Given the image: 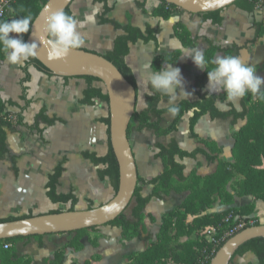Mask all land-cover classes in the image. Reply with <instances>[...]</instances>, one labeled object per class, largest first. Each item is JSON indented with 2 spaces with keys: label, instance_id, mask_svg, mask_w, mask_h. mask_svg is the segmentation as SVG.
I'll return each mask as SVG.
<instances>
[{
  "label": "crops",
  "instance_id": "obj_1",
  "mask_svg": "<svg viewBox=\"0 0 264 264\" xmlns=\"http://www.w3.org/2000/svg\"><path fill=\"white\" fill-rule=\"evenodd\" d=\"M106 4L111 8L106 18L122 26L131 24L143 32L147 27L161 29L158 44L139 41L130 46V53L125 58L137 84V112L144 111L148 106V98L154 96L145 77L161 70L165 65L180 68L184 90L191 93L186 96L177 88L175 106L185 100L196 102L199 100L198 93H202L217 97L216 106L222 112L229 111L231 105L238 112L242 111L243 97L230 101L223 91L209 92L208 77H204L206 68L199 69L188 56L193 54L194 49L203 50L205 54L210 48H218L213 60L218 54L235 55L242 62L255 65L257 74L264 77V27H259L264 23V6L248 11L232 5L222 10V24L215 25L203 16L187 12H175L170 18L164 19L156 15V11L162 7L159 0H106ZM138 4H144L145 9ZM104 9V3H96L94 0L73 2L71 14L83 22V27L79 30L85 43L80 49L106 55L113 51L115 39L124 34L111 25L100 24ZM11 12L13 13V9ZM13 18L14 16L10 20ZM177 24L183 25L190 33V46L184 47L177 38ZM14 34L16 33L11 36L14 37ZM16 37L19 38L18 34ZM227 51L232 53L227 54ZM174 52L181 53L175 62H156L158 58L163 60ZM28 63L29 59L13 64L8 62L7 56L0 62V101L13 103L6 108L10 118V125L5 127L8 153L0 154V219L71 211V202L54 203L47 195L49 177L59 165H63L64 172L57 193L74 195L78 199L75 211H87L108 203L115 192L110 179L100 177V172L106 166L95 165L85 157L86 154H92L97 158H104L109 153V127L105 122L110 117L108 104L98 99H94V105L82 103L88 89L85 79L50 75ZM93 87L101 88L100 83H94ZM158 109H169V100L162 99ZM41 114L53 120L54 124L38 125ZM193 114V111L188 112L179 122L178 131L166 137L158 138L150 129L139 131L138 124L131 129L130 145L139 178L144 180L138 184L143 197H148L154 189L146 182L164 170L162 161L155 157L159 152L158 145L168 147L175 141L181 149L188 152L203 147L191 138L190 119ZM18 117L21 118V124L18 123ZM174 119L175 114L165 113L162 116V128L170 127ZM244 125L245 121H238L234 125L231 118L212 119L210 115H206L198 121L195 132L203 140L216 142L220 150V161L232 163L234 135ZM176 161L185 165L184 175L187 178L194 173L206 177L217 169V163L208 164L203 156L184 160L176 157ZM229 189L235 194L233 188ZM184 198L185 195L176 194L165 196L162 200L153 198L143 212L146 231L142 234V239L126 240L121 229L106 225L96 231L99 234L97 249L89 248L91 250L88 251L86 247L83 250L68 248L76 235L58 234L19 241L14 257L31 258L32 264H49L58 250L67 247L64 264H136L130 257L143 253L156 242L164 216L175 210ZM250 204L256 207L252 217L263 218L264 203L252 196L236 197L234 204L230 206L218 201L207 214ZM96 255L101 257L100 261L93 260ZM231 264H259V261L250 252L243 257H236Z\"/></svg>",
  "mask_w": 264,
  "mask_h": 264
},
{
  "label": "trees",
  "instance_id": "obj_2",
  "mask_svg": "<svg viewBox=\"0 0 264 264\" xmlns=\"http://www.w3.org/2000/svg\"><path fill=\"white\" fill-rule=\"evenodd\" d=\"M162 7L156 11V15L168 19L175 12H185L176 6L170 5L164 0H159ZM48 0H17L13 4L12 10H9L4 18L0 19V22L10 21V18L20 19L31 15L32 24L38 17L43 7L47 4ZM94 2L104 3V13L100 17L101 25H111L116 31H122L124 34L118 36L114 42L113 51L104 55V57L112 62L123 74L129 83H131L137 90V84L132 73V70L127 66L125 62L126 56L130 53V46L135 45L139 41L145 43L154 42L158 44V35L161 32L160 28L153 29L147 27L143 32L141 29L134 27L131 24L122 26L116 21L109 20L106 16L111 12V8L107 7L106 0H94ZM259 0H238L234 5L240 6L248 11H253L257 8ZM140 8L145 9V5L138 4ZM69 15L71 14L70 7L65 11ZM221 12L201 14L205 20H211L215 25H221L223 18ZM260 29L264 27V23L259 25ZM31 28V25H30ZM28 33L21 34L22 39L26 42L29 36ZM12 33H10L11 36ZM175 34L177 38L182 42L184 47H188L192 44L191 35L188 30L181 24L175 26ZM80 49V48H79ZM215 51H219L218 48H210L205 53V58L208 61L206 65V71L204 77H207V71L211 70L214 66L211 61ZM227 54H231L232 51H227ZM180 52H174L163 60L158 58L157 63L175 62ZM7 54L0 45V62L4 61ZM30 65H36L40 70L53 75L48 72L40 62L34 57L29 58ZM157 68V65H156ZM29 77H27V80ZM88 83V89L85 93L83 104L94 105V99H98L104 103H109L108 95L104 93L103 89L93 87L94 83H101L100 80L93 77H83ZM154 92V96L148 98V106L142 112L135 113L129 128V134L131 129L138 124V130L144 129L153 130L158 138L166 137L172 133L178 131V124L181 119L190 111H193V117L190 119V132L191 138L203 147H198L192 152L181 149L178 144L173 141L168 147L158 145V154L156 159L161 160L164 166L163 172L157 177L153 178L146 183L154 187L152 194L148 197L141 195V188L137 187L134 202L135 206L132 209V219L126 217L125 214L121 215L118 219L108 224L122 230V236L126 240L133 238L140 239L143 232V212L146 206L153 198L162 200L164 196L169 195H185L183 202L172 212L166 214L163 219L160 232L157 235V240L143 253L134 254L130 257L136 264H198L204 256H209L206 264H210L219 249L231 238L224 240L216 249V252H212L210 245L202 236V231L207 228H219L224 225V220L232 215L234 218L246 219L249 222L255 213L256 207L254 204L247 205L241 208H231L227 211L217 212L215 214H207V212L214 208L215 204L219 201L223 205H233L236 197L252 196L256 200L264 203V98H261V94H264V86H262L261 94L252 95L247 93L241 100L242 111L238 112L233 105L230 106V110L227 112L220 111L216 106L217 97H210L206 94L198 93L199 100L196 102L182 101L177 107L178 113L175 114L173 123L167 129H163L162 116L169 112V109L159 110L158 104L163 100H169L167 95H161L159 92ZM7 105L12 106L13 103H3L0 101V154L4 155L8 153V147L6 143V131L5 127L10 125V118L6 113ZM210 115L212 119H232V124L236 125L238 121H245V125L234 135V148H233V162L227 163L219 160V148L216 142L206 141L201 139L195 132V127L198 121L206 116ZM109 127L110 135V117L105 120ZM18 123L21 122V118L18 117ZM40 123L46 125H53L54 121L50 120L44 114H41L38 118V125ZM109 153L104 158H97L96 155L86 154L85 157L91 160L95 165H105L106 169L100 172L101 179L109 178L112 188L115 194L119 188V167L113 153L111 143L109 140ZM198 156L206 158L208 164H216V171L206 177H200L197 174H192L190 177H185L184 171L185 165H182L176 161V157L181 160L184 159H197ZM64 172L63 165H59L54 173L50 175L48 188V197L54 203H72L71 211H75V206L78 204V199L70 195H59L57 189L59 186L60 178ZM144 180L139 178V184ZM233 188L235 194H232L229 188ZM60 212L55 211L51 214H58ZM33 215L26 217H10L7 219H0V223L13 222L18 220H24L32 218ZM233 223V222H232ZM259 222L255 225L248 224L244 229L251 226H259ZM222 229V231H224ZM243 229V230H244ZM98 228H92L87 230H81L75 232L76 237L68 244V248L75 250H82L83 239L87 232L96 233ZM242 231V230H241ZM221 232V231H220ZM240 232V231H239ZM237 232L236 234H238ZM73 234V233H71ZM234 234L233 236H235ZM223 235L221 232L220 236ZM232 236V237H233ZM44 236H35L34 238H43ZM33 238V237H28ZM27 239L25 237L9 239L6 241H0V264H32L31 258L14 257V251L12 249L6 250L4 248V242L17 243L21 240ZM93 243L97 244L95 240ZM58 250L53 260L49 264H64L66 248ZM253 253L257 257L259 264H264V239H255L240 248L236 257H243L247 253ZM233 259V260H234ZM232 260V262H233ZM90 264V263H86Z\"/></svg>",
  "mask_w": 264,
  "mask_h": 264
},
{
  "label": "water",
  "instance_id": "obj_3",
  "mask_svg": "<svg viewBox=\"0 0 264 264\" xmlns=\"http://www.w3.org/2000/svg\"><path fill=\"white\" fill-rule=\"evenodd\" d=\"M75 0H48L33 22L26 42L38 45L34 57L50 73L60 77H93L100 80L109 98L110 143L119 167V188L111 201L87 211L58 214L0 223V241L20 237L71 234L106 226L131 207L139 184L138 168L130 145L129 128L137 109V90L104 55L84 49L71 51L61 59H51L44 32L45 18L52 12L72 6ZM193 15L225 10L238 0H164ZM44 37L45 39H41ZM264 239V225L251 226L231 237L216 253L210 264H231L242 246Z\"/></svg>",
  "mask_w": 264,
  "mask_h": 264
},
{
  "label": "clouds",
  "instance_id": "obj_4",
  "mask_svg": "<svg viewBox=\"0 0 264 264\" xmlns=\"http://www.w3.org/2000/svg\"><path fill=\"white\" fill-rule=\"evenodd\" d=\"M31 22V15L0 22V45L7 54L8 62L16 64L36 56L37 43L25 42L21 35L29 32ZM82 27V21H78L63 10L50 12L45 18L44 25L50 58L61 59L71 51L81 48L85 43L84 36L79 30ZM10 33L18 34L19 38L10 36ZM188 56L199 69L205 70L208 61L203 50L194 49L193 54ZM211 63L214 66L207 71L209 92L223 91L230 101L238 100L247 93L254 96L261 94L264 77L257 74L255 65L246 64L235 55L219 54ZM145 80L155 92L169 97V112L172 114L179 111L175 106L177 88L186 96L191 95L184 90V79L178 67L165 65L161 70L147 75ZM261 98H264V94H261Z\"/></svg>",
  "mask_w": 264,
  "mask_h": 264
},
{
  "label": "built area",
  "instance_id": "obj_5",
  "mask_svg": "<svg viewBox=\"0 0 264 264\" xmlns=\"http://www.w3.org/2000/svg\"><path fill=\"white\" fill-rule=\"evenodd\" d=\"M17 0H0V19L4 18L9 10L13 9V4L16 3ZM264 6V0H259L257 4V8H261ZM233 222V223H232ZM245 219L240 218H234L232 215H230L228 218L224 220V225L227 226L226 229H223L224 227L221 226L219 228H207L202 231V236L205 238L207 243L210 245L211 251L214 253L216 252V249L218 246L227 238L232 237L237 232L243 230L248 224ZM222 229L224 231H222ZM223 232V235L220 236L221 232ZM214 233L212 236L209 234ZM211 237V238H210ZM13 246L10 242L4 243V248L6 250L11 249ZM209 256H204L203 259L198 264H206L208 261Z\"/></svg>",
  "mask_w": 264,
  "mask_h": 264
},
{
  "label": "rangeland",
  "instance_id": "obj_6",
  "mask_svg": "<svg viewBox=\"0 0 264 264\" xmlns=\"http://www.w3.org/2000/svg\"><path fill=\"white\" fill-rule=\"evenodd\" d=\"M15 36L14 37H16V34H14ZM100 86H101V88L105 91V88H104V86L100 83ZM169 196H171V195H169ZM169 196H167V197H169ZM165 197V196H164ZM163 197V198H164ZM135 206V202L133 201V203H132V205H131V207L125 212V215H126V217L127 218H129V219H132V209H133V207ZM166 207V206H165ZM246 220V219H245ZM251 222V224H253V225H255L256 223H258L259 222V224L260 225H264V217L262 218H256V217H252V219H250L249 220V222L248 223H250ZM246 223V222H245ZM248 223H246V224H248ZM145 231H146V229H145V227H144V225H143V232H142V234L143 233H145ZM151 234H153V230L151 231ZM214 233L212 232V234H209L210 236H212ZM69 235H71V234H69ZM72 235H76L75 233H73ZM98 236H99V234L98 233H93V232H87L86 233V236H85V238L83 239V248H82V250L86 247L87 249H88V251L89 250H91V249H89V248H94V249H97L98 247H99V243H98ZM101 236H102V233H101ZM211 238V237H210ZM92 239L93 240H95V242H97V244H95V243H93V241H92ZM141 239H142V237H141ZM5 243V242H4ZM4 243H3V245H4ZM12 244V250L14 251V252H16V250H17V244H18V242L17 243H11ZM136 249V248H135ZM133 258V257H132ZM132 258H131V260H132ZM100 259H101V257L99 256V255H96V256H94V258H93V260L94 261H100ZM134 259V258H133ZM256 260V259H255ZM91 264V263H90Z\"/></svg>",
  "mask_w": 264,
  "mask_h": 264
}]
</instances>
